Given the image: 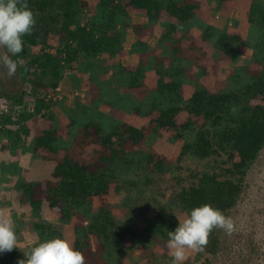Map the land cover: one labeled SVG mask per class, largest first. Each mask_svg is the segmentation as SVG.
Wrapping results in <instances>:
<instances>
[{"label":"trees","instance_id":"16d2710c","mask_svg":"<svg viewBox=\"0 0 264 264\" xmlns=\"http://www.w3.org/2000/svg\"><path fill=\"white\" fill-rule=\"evenodd\" d=\"M210 1L213 11L205 12ZM27 3L36 24L22 38L23 51L12 58L21 82L32 87L33 107L31 111L24 92L14 96L0 88V153L7 150L15 158L0 167L23 164L17 155L30 149L31 158L39 157L51 167L44 179L34 180L24 179V164L19 173L11 170L17 173L12 175L14 189L30 207L41 242L65 240L61 227L73 224L69 243L86 264H171L172 257L158 255L157 249L165 247L168 232L192 209L210 204L230 217L236 229L248 178L264 150V0ZM224 7L236 17L233 24L211 21ZM241 18H247L249 35L240 33ZM191 31L202 44H194ZM147 37L158 48L168 44L170 54L156 58ZM204 43L206 50L215 48L212 55ZM247 46L252 54L244 57L241 49ZM134 53L140 54L137 64L122 63L124 55ZM83 66L89 69L88 77L74 76ZM109 70L112 78L103 91L96 85L97 76ZM66 74L74 76L76 92L86 96L77 107H84L81 129L75 127L76 120L63 116L67 125L62 134L44 128L26 149L22 136H29V122L37 115L47 119L42 111L52 98L46 96ZM114 82L118 88L111 91ZM5 100L13 106L7 113L1 109ZM14 106L19 107L15 113ZM101 106L113 111L103 113ZM154 112L158 114L152 118ZM180 114L185 118L178 122ZM60 119L58 124L64 121ZM163 138L180 142L174 161L153 149ZM136 147L142 149L133 150ZM89 157L95 164L89 166ZM185 160L204 162L206 169L183 177ZM110 192L117 199L111 209L121 208V216L109 215L110 206H94L95 198ZM45 205L57 215V223L42 216ZM250 226L242 231L253 238L255 225ZM228 235L214 229L204 251L183 264H213L229 246ZM249 241L250 249L257 250L254 238ZM30 249L18 244L0 253V264H18Z\"/></svg>","mask_w":264,"mask_h":264},{"label":"rangeland","instance_id":"374dc122","mask_svg":"<svg viewBox=\"0 0 264 264\" xmlns=\"http://www.w3.org/2000/svg\"><path fill=\"white\" fill-rule=\"evenodd\" d=\"M210 3H206L202 10L205 12L213 11L211 6H214V2L210 1ZM205 3V2H204ZM228 7V6H227ZM227 7H224L221 11H215L213 13L212 22L214 23H234L235 17L233 16H227L223 15V12L226 10L231 11L230 9H227ZM89 11H92V8H88ZM237 11V9H235ZM203 11V12H204ZM203 14H200V16ZM244 15H246L244 13ZM201 19L207 20V17L202 16ZM202 20V21H203ZM206 23V22H205ZM243 28V35H249L251 32V29L248 27V23L245 22L241 24ZM131 37H134L133 34H131ZM50 42L55 45L56 39L54 36L49 37ZM125 47H129V43L125 44ZM165 51L168 49H165L164 46H161ZM204 50L208 49V47L203 46ZM210 50L207 51V55H212L215 51V48L209 47ZM168 51L166 55L168 56ZM242 56H251L252 49L250 47H243L241 49ZM13 59V58H12ZM135 58H122V63L126 64H135L137 61ZM220 64L223 65V68H225L226 63L224 61H221ZM213 67V65H212ZM103 68V67H101ZM92 70V69H90ZM108 72V71H107ZM89 73V69L85 66H83L81 69L77 70L75 72L76 75L74 76H80L83 78H87ZM93 74V73H92ZM74 76H69L66 74L64 76L63 81L59 84V87L53 91L50 92L46 96V98L50 100L51 105L45 110L42 111V113L47 114V119H43L40 115H37L35 119L29 122V129L30 133L29 136L26 138L22 136V143H24V147L26 149H30V145L33 142L34 136L39 135L40 132H42V129H46L48 127L56 129L58 134H62L65 131V127L67 125V120H65L64 117L74 119L76 120V126L78 130L81 129V122L83 121L84 116V107H78L79 103H82L84 100H86V96L84 94V91L76 92L79 87H76L74 85ZM92 77H95L96 75H91ZM16 77V78H15ZM110 77L111 73H110ZM15 78V80L13 79ZM12 79H8L5 74V70L3 68H0V88L5 89L9 91L14 96H18L20 92H24L26 97V102L30 110L32 111V87L29 83H22L18 74V71L16 75ZM109 78V79H111ZM96 79V77H95ZM93 80L96 82V80ZM108 79V80H109ZM107 80V81H108ZM100 83L96 84L97 87L101 88L103 91H106L105 82L100 81L97 79ZM118 88V85L116 82L113 83L112 86H110V90L114 91ZM51 95V98H48ZM258 102H263L261 99L257 100ZM83 104V103H82ZM101 111L103 113L111 114L110 111H113L109 107H102ZM158 113L154 112L153 117H155ZM185 118V115L180 114L177 117L178 122L183 121ZM58 119L61 121V124H58ZM105 119L102 118L105 124ZM82 137V136H81ZM7 141L4 140V144ZM163 142V143H162ZM2 142H0V145ZM163 144V146L161 145ZM180 142H175L171 144L166 139H160L159 141H156L153 149H161L159 151H164L167 154V157H169L171 161H174L176 158H178ZM90 148V147H89ZM142 149L141 147H136L133 150ZM30 152H25L23 154L18 153L17 158H20L22 163L26 165L28 168H26L24 173V179L26 180H34V179H44L48 173L51 172V167L42 160H37L36 158L33 160L31 157V153H34L32 149L29 150ZM90 151L89 153H91ZM15 158L11 156L9 152L2 151L0 153V164L7 163ZM30 159V160H29ZM89 166L95 164V161L93 158L90 157L87 159ZM23 164H13L12 167L9 165L6 166V169H3L0 167V211H2L12 222L13 227L15 230V233H17V240L18 244L20 246H29L34 247L38 243L41 242L39 233L34 229L32 222H33V216L32 212L30 210V207L28 206L25 199L18 196L16 190L14 189L16 186V183H14V178H12L13 174H17L21 172V168L24 167ZM205 163L204 162H198V161H192V160H185L182 162V166L184 167V172L182 174L183 177H190V175L200 173L202 174L205 171ZM11 170H16V172H12ZM23 170V169H22ZM189 183V182H185ZM164 187L167 186V183L163 184ZM174 184L169 185V190L173 189ZM168 190V192H170ZM117 199L113 198L112 193L110 192L109 195L101 197V198H95L94 199V206L97 209L108 207L110 205L115 204L114 201ZM161 201V200H160ZM264 211V150L260 153L258 160L256 164L253 166L252 171L250 173V176L248 178L247 182V188L246 192L244 194L243 201L240 206V216H237L238 225L236 229L233 230V232L230 235V244L229 246L225 247V249L220 253L218 258L214 261L213 264H264V214H262ZM123 210L121 208H113L111 209V206L108 210V214L111 213L115 214V216H121V213ZM53 212L48 208L44 207L43 210V217H47L49 221L52 223H57V215H52ZM150 215L153 213L150 212ZM255 225V228H253V238L254 242L257 244V250L250 249V239H253L252 236L247 237L246 234L243 233L242 230H245L247 228H250L252 225ZM250 226V227H249ZM59 227H61L59 225ZM64 238L68 242H70V235L73 233V224L71 225H64L61 227ZM17 231V232H16ZM228 235V236H229ZM94 244H96L94 242ZM96 246V245H94ZM257 251V252H256ZM137 251L134 253L136 254ZM147 253V251H144ZM158 255H161L163 253H167L168 251L166 247H160L157 249ZM195 252L188 250L187 257H190L194 255ZM169 255V254H168Z\"/></svg>","mask_w":264,"mask_h":264},{"label":"clouds","instance_id":"9594fccd","mask_svg":"<svg viewBox=\"0 0 264 264\" xmlns=\"http://www.w3.org/2000/svg\"><path fill=\"white\" fill-rule=\"evenodd\" d=\"M35 24V15L27 0H0V68L5 70L8 79L16 75L19 67L12 57L23 51L22 38L32 33ZM214 229L231 234L234 224L230 217L210 204L184 214L175 230L168 232L165 247L172 257L171 264H183L188 250L203 252ZM17 247L13 222L0 211V253L11 252ZM23 254L25 258L18 264H86L84 255L60 238L40 242Z\"/></svg>","mask_w":264,"mask_h":264},{"label":"crops","instance_id":"0c3cea01","mask_svg":"<svg viewBox=\"0 0 264 264\" xmlns=\"http://www.w3.org/2000/svg\"><path fill=\"white\" fill-rule=\"evenodd\" d=\"M223 15H227V16H232V15H230V13H228V12H223ZM234 17V16H233ZM166 19H164V21H165ZM173 21V20H172ZM235 21H236V17H235ZM245 22H247V18H241L240 19V24H243V23H245ZM164 23V22H163ZM226 23V22H225ZM229 25L230 24H233V23H228ZM164 25V24H163ZM161 27V26H160ZM243 28L244 27H242V25H241V30H240V33L243 35ZM195 31V30H194ZM194 31H191L192 33H193V35H194V44H196V43H201L202 44V41H201V39H196V35H197V33H195ZM235 31H237V28H236V30ZM197 32V31H196ZM146 42L147 43H150L152 46H154L155 45V40L152 38V37H147L146 38ZM204 45H205V47H206V44L204 43ZM164 46V48H168V53L170 52V47H169V45L168 44H164L163 45ZM129 48V47H128ZM152 50H153V54H154V56L156 57H158V58H160V59H162L163 58V55H165V54H167V51H165L161 46L158 48V47H156V46H154V47H152ZM156 57V58H157ZM122 58H135L137 61L135 62V64H137L138 63V61H139V59H140V54H137V53H134V54H126V55H124ZM134 59V60H135ZM135 64H129L128 65V63H126L125 65H128V66H132V65H135ZM110 73H112V71L111 70H109L108 72H103L101 75H98L97 76V79L98 80H100V81H103V82H107V80L110 78ZM33 160L35 159V158H32ZM37 160H39V157L38 158H36ZM41 160V159H40ZM26 168H28L27 166H25V169Z\"/></svg>","mask_w":264,"mask_h":264},{"label":"built area","instance_id":"2783aa9c","mask_svg":"<svg viewBox=\"0 0 264 264\" xmlns=\"http://www.w3.org/2000/svg\"><path fill=\"white\" fill-rule=\"evenodd\" d=\"M13 106H12V102L11 101H9V100H5V101H3L2 103H1V109H2V111H4V112H8L11 108H12ZM19 107L18 106H14V113H15V110H17Z\"/></svg>","mask_w":264,"mask_h":264}]
</instances>
